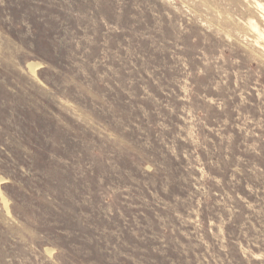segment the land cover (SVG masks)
<instances>
[{
    "label": "rangeland",
    "instance_id": "rangeland-1",
    "mask_svg": "<svg viewBox=\"0 0 264 264\" xmlns=\"http://www.w3.org/2000/svg\"><path fill=\"white\" fill-rule=\"evenodd\" d=\"M262 6L0 0V264H264Z\"/></svg>",
    "mask_w": 264,
    "mask_h": 264
},
{
    "label": "bare ground",
    "instance_id": "bare-ground-1",
    "mask_svg": "<svg viewBox=\"0 0 264 264\" xmlns=\"http://www.w3.org/2000/svg\"><path fill=\"white\" fill-rule=\"evenodd\" d=\"M255 1H256V0H255ZM253 2H254V1H253ZM258 4H260V3H258ZM253 5L255 6V4H253ZM260 5H262V4H260ZM256 7L259 9V7H258L257 5H256ZM256 7H255V8H256ZM262 7H263V9H264V6H262ZM257 8H256V9H257ZM260 8H261V6H260ZM261 9H262V8H261ZM259 10H260V9H259ZM260 11H261V10H260ZM263 12H264V11H263ZM263 12H262V14H263ZM250 23H251V21H250ZM251 25H254V26H255V23H252ZM254 26H253V27H254ZM256 28H257V25H256ZM258 30H259V29H258ZM253 31H254V30H253ZM256 34H258V33H256ZM257 36H259V35H257ZM262 36H263V35H262ZM261 39H263V38H261ZM263 42H264V40H263ZM263 49H264V48H263Z\"/></svg>",
    "mask_w": 264,
    "mask_h": 264
}]
</instances>
